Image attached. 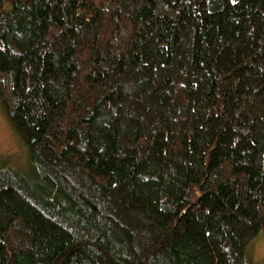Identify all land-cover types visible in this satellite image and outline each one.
<instances>
[{
    "label": "trees",
    "instance_id": "trees-1",
    "mask_svg": "<svg viewBox=\"0 0 264 264\" xmlns=\"http://www.w3.org/2000/svg\"><path fill=\"white\" fill-rule=\"evenodd\" d=\"M0 108V264H248L264 0H0Z\"/></svg>",
    "mask_w": 264,
    "mask_h": 264
},
{
    "label": "rangeland",
    "instance_id": "rangeland-1",
    "mask_svg": "<svg viewBox=\"0 0 264 264\" xmlns=\"http://www.w3.org/2000/svg\"><path fill=\"white\" fill-rule=\"evenodd\" d=\"M0 161L17 168L27 167V151L13 133L0 108ZM248 264H264V232L247 248Z\"/></svg>",
    "mask_w": 264,
    "mask_h": 264
}]
</instances>
